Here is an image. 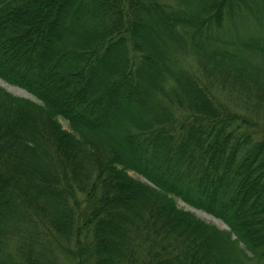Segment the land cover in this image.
<instances>
[{
    "label": "trees",
    "instance_id": "obj_1",
    "mask_svg": "<svg viewBox=\"0 0 264 264\" xmlns=\"http://www.w3.org/2000/svg\"><path fill=\"white\" fill-rule=\"evenodd\" d=\"M187 50L264 108V0H0V80L32 97L0 86V264H57L48 233L75 264L264 256V134Z\"/></svg>",
    "mask_w": 264,
    "mask_h": 264
},
{
    "label": "rangeland",
    "instance_id": "obj_2",
    "mask_svg": "<svg viewBox=\"0 0 264 264\" xmlns=\"http://www.w3.org/2000/svg\"><path fill=\"white\" fill-rule=\"evenodd\" d=\"M234 28H228L226 24H223L222 29L218 32L219 38L227 41L236 40L238 38L237 34L235 33ZM238 31V30H237ZM239 33H241V29L239 28ZM180 61L185 70L191 72L202 80H206L207 83L210 84V88L213 92L214 97L226 106L231 112H236L237 114L246 117L251 124L248 128H252L256 134H264V108L262 106L258 107L254 105L253 97L249 95L247 92L242 90L240 86L230 79H224L222 76H218L215 74H209L206 72V68L203 67L202 63L194 56V54L187 50L180 54ZM0 86L4 87L8 92L12 93L13 95L23 97V98H30L32 97L25 92L23 89L10 86L4 84L0 80ZM63 127H65V123L61 121ZM129 175L133 178L138 179L139 181L148 183L141 175L129 172ZM149 184V183H148ZM176 208H179L183 211H187L192 214L195 218L201 220L202 222L212 225L220 230H228L227 226L218 218L213 217L212 215L204 212L201 209L193 208L185 203H183L180 199H174ZM149 237L152 236L154 233L149 231ZM45 237V236H44ZM231 238H234L231 235ZM45 239L48 242V246H46L53 254L57 255V264H75L74 260L70 258L64 251L63 248H60V244H63V241L59 238H55L47 234V238ZM163 246L167 248L168 251H172V253H177L181 248L178 243H175L174 239L163 240ZM156 243H162V240H156ZM64 244H66L64 242ZM73 244L70 243L67 247H72ZM149 243H142V250L148 249ZM229 246H232L231 242ZM239 247H243V245L239 242ZM145 249H144V248ZM152 247V246H151ZM235 251H237V247L234 246ZM154 250L157 249V246L153 247ZM140 248H137V252L142 254L143 252L140 251ZM250 259H242L246 264H262L263 257H253L249 252H246Z\"/></svg>",
    "mask_w": 264,
    "mask_h": 264
}]
</instances>
